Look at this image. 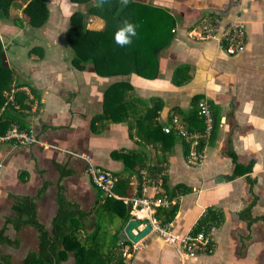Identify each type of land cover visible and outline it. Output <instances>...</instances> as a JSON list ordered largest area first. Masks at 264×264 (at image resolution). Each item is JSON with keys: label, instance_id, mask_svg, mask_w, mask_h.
<instances>
[{"label": "crops", "instance_id": "0c3cea01", "mask_svg": "<svg viewBox=\"0 0 264 264\" xmlns=\"http://www.w3.org/2000/svg\"><path fill=\"white\" fill-rule=\"evenodd\" d=\"M228 1L160 0L155 1L159 4L150 3L166 6L177 21L172 31L175 33L174 43L161 57V76L156 79L135 73L103 77L90 68L78 70L71 63L72 50L65 38L61 48L66 52L64 57L52 43L47 45L42 57L14 53L13 60L18 64L13 67L10 60L8 63L16 78L35 87L39 94V108L34 104L29 117L35 142H0V228L12 214V196H34L44 182L48 185L36 205L37 218L46 228H51L60 191L81 210L92 211L103 197L108 196L102 193L103 197L99 198L97 187L84 172L83 159L73 154L86 153L95 164L112 171L116 182L118 177L127 181V185L118 190H114L115 183L113 189L114 198L124 203L134 196L160 195V175L164 173L170 186L183 183L192 187L190 193L178 197V211L170 222L173 232L179 236L191 230L207 207L220 208L224 213L221 226L212 230V253L189 257L151 231L138 242L124 246V257L125 260L126 256L129 258V263L264 264V223L259 220L248 227L239 216L254 198L252 216L264 215V21L263 14L256 11V3L252 0H240L235 8L240 6L241 12L236 11V15L233 8L224 9ZM208 15L217 18L219 29L242 20L247 28L244 48L230 55L217 39L193 36L191 31H197L199 23L209 18ZM93 21L97 28L102 26L100 19ZM179 63L191 65L192 79L175 86L170 78ZM119 80L128 81L132 92L141 97L162 98V122L172 107L187 109L196 94L203 95L202 100H212L219 105L222 119L217 138L213 145L204 148L203 161L190 163L177 142L168 154L167 167L163 166L161 173L153 176L149 165H155L158 149L138 142L137 136L130 138L121 123H109L99 133H93L90 119L102 110L103 90ZM228 138L240 163L254 160L250 172L231 180L226 177L232 174L234 165L224 153ZM138 148L145 150L147 159L143 161L144 166L136 163L131 173L124 170L121 159L111 155L112 151ZM137 172L141 180L136 176ZM130 213L139 219L151 216L144 208ZM91 218L93 216L89 220ZM4 234L19 241L17 247L1 248L13 262H21L29 251L36 248L37 232L30 226L16 230L7 223ZM121 236L126 237L124 232ZM64 264H74L73 257Z\"/></svg>", "mask_w": 264, "mask_h": 264}, {"label": "trees", "instance_id": "16d2710c", "mask_svg": "<svg viewBox=\"0 0 264 264\" xmlns=\"http://www.w3.org/2000/svg\"><path fill=\"white\" fill-rule=\"evenodd\" d=\"M49 0H0V20L23 27L26 24L34 27H44L49 18ZM77 5L69 16V24L65 31V41L72 50L71 63L78 70L92 69L103 77L123 76L135 73L147 79L161 76V57L169 50L175 40L172 29L176 26L175 17L149 3L130 0L127 7L121 8L119 0H105L102 8L95 6L96 0H69ZM22 7L21 16H12V8ZM212 21L217 18L208 15ZM102 22L101 27H94V19ZM124 20L138 25L137 37L133 43L120 47L115 43L114 33ZM199 22V20H198ZM197 22V23H198ZM225 50V43L220 44ZM39 51L42 57V47L34 46L28 54ZM6 48L0 38V137L16 127L18 131H31L29 117L32 107L39 108V94L35 87L16 78L13 67L3 63V53ZM37 57V58H38ZM192 79V67L188 63L177 64L172 71L170 81L175 86H181ZM203 95L196 94L191 98L187 109L172 107L167 119L160 121V113L164 101L158 96L141 97L132 92V85L126 80L115 81L103 90L102 110L90 119V129L99 133L109 123H121L130 138L137 136L138 142L151 145L158 149L153 176H157L168 165V154L179 142L183 155L188 160L194 141L197 137L195 150L202 153L206 146L214 144L221 123V108L212 100H207L211 128L208 136H204L206 118L199 113V101ZM167 131H166V130ZM185 132V134L182 133ZM4 140L0 139V142ZM12 141V140H8ZM224 153L230 157L234 169L228 180L243 175L252 170L254 160L242 164L232 148L228 138ZM111 155L121 159L124 170L131 173L133 166L147 159L143 148L120 149L112 151ZM189 161V160H188ZM158 164V165H156ZM64 173V171L62 170ZM141 180V176L136 175ZM162 192L160 196L171 201L168 207H157L155 217L161 225L170 223L178 211V197L190 193L193 188L183 183L170 186L167 175L161 174ZM26 181L25 177H21ZM252 183V180L249 179ZM48 183L34 196H12V214L0 228V264H64L73 257L74 264H127L124 257V246L132 244L126 237L121 236L127 221L132 217L126 203L114 197H103L98 189L102 202L90 212L83 211L78 204L66 198L63 191L57 194V209L48 229L37 218L36 200L45 190ZM127 185V181L119 178L116 190ZM141 188L138 194H140ZM98 198V199H99ZM255 198L244 207L239 216L252 223L261 220L264 215L252 216L251 209ZM89 220V217H92ZM95 216V217H94ZM224 221V213L220 208L207 207L191 228V233L203 231L209 233L211 228L220 227ZM10 223L16 230L25 226L34 228L37 232L36 248L27 253L21 262L11 261L10 255L2 252V247H17L18 239H10L4 234L5 224Z\"/></svg>", "mask_w": 264, "mask_h": 264}, {"label": "built area", "instance_id": "2783aa9c", "mask_svg": "<svg viewBox=\"0 0 264 264\" xmlns=\"http://www.w3.org/2000/svg\"><path fill=\"white\" fill-rule=\"evenodd\" d=\"M216 20L212 21L210 19H204L199 24L197 31H191L192 35L199 39L205 38H215L220 44L225 43V51L234 55L242 50L246 43L247 28L246 24L242 21L231 22L219 29L216 25ZM174 31V29H172ZM199 113L204 115L206 118V129L204 136H208L211 128V117L208 106L205 100L199 101ZM166 130V129H165ZM167 131V130H166ZM185 134L184 131H182ZM201 134H193L195 138L191 144V151L188 155V160L193 164H200L204 159V152L200 153L195 150L197 146V137ZM2 140H14L17 144H30L36 141L34 135L31 131H18L16 127L9 130L4 136L0 137ZM84 161V172L90 178L94 186L101 190L104 196L115 197L113 189L116 183V177L112 171L103 168L93 162L91 156L86 153H73ZM159 192H157L158 194ZM130 211H134L138 208L147 209L151 216L149 222L152 226V231L157 233V235L163 240L172 243L177 247L180 253L186 254L189 257H196L200 254H210L214 250L212 244V230L209 233L199 231L197 233H191L190 231L179 236L174 233L170 223L161 225L156 217L154 216L157 207H168L171 203L165 197L158 195L155 196H134L128 200H125Z\"/></svg>", "mask_w": 264, "mask_h": 264}, {"label": "rangeland", "instance_id": "374dc122", "mask_svg": "<svg viewBox=\"0 0 264 264\" xmlns=\"http://www.w3.org/2000/svg\"><path fill=\"white\" fill-rule=\"evenodd\" d=\"M138 1L150 4V3H157L155 1H160V0H138ZM239 1L240 0H229L228 3L224 5L226 6L224 9L227 10L228 8L231 7L233 8L235 15L240 13L241 12L240 6H238L237 9L235 8V6L239 4ZM48 2H49V18L44 27L34 28L27 24L23 27H18L11 24L8 21L0 20V38L6 48L7 60L11 61V65L13 64V67H15L16 64H18L13 60L14 53L15 54L17 53L18 55L20 54L21 56L24 57L25 56L38 57L40 54L39 51H36L35 53H32L30 55L28 54L29 50L32 49L34 46H41L44 55L45 49L48 47L47 45L52 43L53 47H55L56 49H60L58 53L62 54L63 57L66 56V52L64 50H61L63 43L62 41H64L65 31L68 27L69 16L74 10L77 9V6H73V4H71L69 0H49ZM252 2L256 3L255 5L256 11L259 10V12L263 14L262 19L264 21V0H252ZM159 7L168 11L166 6L162 5ZM21 9L22 7L12 8L11 15L21 16L22 15ZM236 11H238V13H236ZM243 19L246 20L247 17L244 15ZM257 19L258 18H256L255 20ZM238 21H242V20H238ZM93 26L96 27L95 23H93ZM68 54H70V52H68ZM114 190H116V188ZM128 259L129 258L126 256V260H127L126 263L131 264L129 263L130 261Z\"/></svg>", "mask_w": 264, "mask_h": 264}, {"label": "clouds", "instance_id": "9594fccd", "mask_svg": "<svg viewBox=\"0 0 264 264\" xmlns=\"http://www.w3.org/2000/svg\"><path fill=\"white\" fill-rule=\"evenodd\" d=\"M121 8L127 7L130 3V0H119ZM105 3V0H96L95 6L98 8H102ZM137 28L138 25L124 20L120 26L116 28L114 33V40L117 45L120 47H126L133 43V38L137 37Z\"/></svg>", "mask_w": 264, "mask_h": 264}, {"label": "water", "instance_id": "95a60500", "mask_svg": "<svg viewBox=\"0 0 264 264\" xmlns=\"http://www.w3.org/2000/svg\"><path fill=\"white\" fill-rule=\"evenodd\" d=\"M2 59L4 65L7 66L9 63L7 60L6 52L3 53ZM139 226H142V228L138 229ZM151 231L152 226L148 218L139 219L136 217H131L123 228V232L126 238L133 243L138 242L142 237L149 234Z\"/></svg>", "mask_w": 264, "mask_h": 264}]
</instances>
